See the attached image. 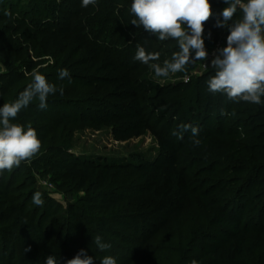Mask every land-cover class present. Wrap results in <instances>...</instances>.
I'll return each mask as SVG.
<instances>
[{
  "label": "rangeland",
  "instance_id": "obj_1",
  "mask_svg": "<svg viewBox=\"0 0 264 264\" xmlns=\"http://www.w3.org/2000/svg\"><path fill=\"white\" fill-rule=\"evenodd\" d=\"M14 2H16L15 15L20 7L30 10L35 6L39 8L46 7V9L51 8L52 14L57 15L53 8L57 4V0H15ZM39 16V13L35 14V17ZM28 20L31 21V18L29 17ZM56 29L46 28L44 35H39L35 27L30 26V28L22 29V31L26 30L27 35L20 37L18 40L21 60L8 65L0 61V78L11 74L12 71L22 73L25 78L11 88V93L0 101V107L4 103H12L17 98L16 93L22 86L32 81L30 74L33 70L43 73L45 70L53 68L56 60L53 53L56 51L59 54L60 51L58 50L62 47L61 41L54 40ZM67 36H70V34H67ZM221 37L225 38L224 33L219 36V38ZM203 38L206 48L212 47L217 41L207 44L204 34ZM31 45H36V55H33V52L30 51ZM75 58L73 61L74 66L72 65L70 68L72 72L79 74L77 69L84 67L75 65L77 57ZM104 58V54L99 55V58L95 60L93 71L81 72V74H86L88 82L93 84V86L83 89V95H59L60 93L56 92L48 97L46 109L41 110L37 101L34 109L27 112L30 115L19 119L17 117L12 121L23 125L25 128L31 126L36 132H41V135L47 136L39 154L30 161L21 163L25 169L23 172L19 173L18 168H16L12 171L5 170L0 173V243L8 231H14L19 236V240L15 244L18 252L16 258H13V260H16L15 262L26 261L21 260V258L23 254L25 256V253H28L23 248L24 242L28 241L38 251L44 252L43 255L37 258L36 262H39V264L49 255H53L58 264H66V261L74 258L81 249H84L88 256L93 257V264H101V259L110 255L116 259L117 264H136L137 262L139 264H189V255L193 254V249L192 244L189 243L191 236L188 233V228L192 226L197 228L204 219H209L210 209L207 204L210 201H219L224 205L226 201L229 202L233 197L247 195L255 205L258 202L256 198H258L261 191L254 185L250 186L245 192L240 190V195L234 194V191H238L246 177H248L247 171L235 173L231 170L227 173L223 171L211 173L207 171L211 163L208 164L204 161L213 149L221 148L220 151L222 150V152L229 149L231 154L238 152L237 146L243 140L231 137L235 143H223L221 140H217L216 137H208L207 140H212L215 144L213 148L201 143L198 146L192 143L196 148L195 152L178 150L173 145L171 136L174 130L179 128V125L175 123L172 127H169L165 125L166 123L156 124L158 122L157 117L163 116L164 110H166L165 108L157 109L161 101L155 99L154 101L137 102L136 98L143 96L140 95L142 93H139L137 97H133L135 87L130 83L127 84L128 79L123 78V69L115 68L114 70V67H102ZM31 62L33 67L31 71H28L27 64ZM200 62L194 68H190L189 71L176 73L166 78H157L153 70L150 69L146 78L152 87L145 95L151 96L158 88L179 81L185 83H189L191 80L194 81L200 74L205 73L202 72ZM210 66V69H212V65ZM89 75L95 81L90 80ZM69 78L63 80L58 78L55 82L69 81ZM188 78L190 79L186 82ZM5 79H8V77ZM63 86L64 88L66 86L74 87V84L71 81ZM190 90L180 97V99L183 98L182 96L187 97L186 103L190 102L192 97L197 94L196 88L191 87ZM205 93L207 94V91ZM58 99H63V101L58 103L59 109L55 111L52 109V101ZM139 103L140 105H138ZM168 117L170 115L167 116V120ZM232 117L230 116V118ZM213 124L217 127L218 120L214 119ZM229 124L228 121L225 126L229 127ZM204 126H196L199 128L198 136L200 138L205 136V132L200 131ZM184 132H181L177 137V144L180 143L181 135ZM51 145L55 147L62 146L71 159L80 162L102 164L108 162L111 164L135 165L137 167L140 165L139 168L145 169L146 173L141 170L138 172L134 168L128 170L136 171L134 174L137 176L146 174L147 177H156L157 183L163 173L170 167L167 165L161 166V162L170 165L176 162V158H174L176 154H186L192 162L197 160L195 164L189 162L182 165L184 169L187 166L191 167L187 171L192 172L191 178L195 182L194 188L197 193L186 196L184 194L170 196V200L174 203L165 206L161 213L157 214L158 216L152 217L155 222L154 225H150L149 221L145 222L140 219V223L135 221L131 223L133 228L129 230L125 225L110 223V227L114 228L121 236H100L102 242L111 245L105 251H100L93 242L94 237L87 222L80 225L75 237L77 244L72 246L70 243L73 241L71 239L72 221L70 219L66 222L64 216H68V213L72 212L74 207H88L90 208L89 215H101L103 218H107L108 213L100 209L92 210L94 205L88 202L89 195L77 187L80 184L78 183L80 182L79 179L75 180L69 177L72 172L71 166L63 158L51 153L49 150ZM228 167L230 168L232 165L227 161L222 168L226 170ZM218 170H221V168ZM147 177L144 179H148ZM240 179L241 181H238ZM165 188L167 189V182L162 191ZM37 191L42 193L43 206H37L31 201L33 194ZM168 191L169 189L165 194ZM161 195L162 193L158 196ZM190 198L193 199L195 205H191ZM49 199L60 203L62 208L56 211V208L54 209L50 205ZM15 208H25V212L29 217L26 218L24 215L17 214ZM13 214L14 217H11L10 220V216ZM35 216L37 220L34 222L31 218ZM181 216H184L182 221ZM246 216L247 219L241 223L245 229L249 226L247 222L249 215L246 214ZM259 220L262 221L260 217ZM257 221V216L253 217L252 230L258 228ZM167 222L170 224L165 226ZM138 227L141 229L140 233L135 235L134 230ZM150 228L154 232L156 231L152 237L153 242H150L151 239L147 241V238L150 237L147 230H150ZM222 232L233 235L228 244L222 247V251L225 253L223 255L225 261L223 262L226 263L215 262L210 256H206L198 264H229L232 261L243 264L241 261H244V259L248 264H264V249L260 252L254 249L260 245L264 248V235H258L254 232L237 233L230 225L221 224L211 229L208 233L213 234L216 238L204 237L198 242L197 246H201L205 250L215 245L220 246V242H227L224 239L226 236L222 235ZM208 233L205 234L209 235ZM114 240L117 245L111 242ZM245 240H249L250 243L245 242ZM116 246L121 247V249L117 251ZM8 249V253H10L12 248L9 247ZM123 249H126L127 252L124 253ZM11 256L7 257L8 262L11 261Z\"/></svg>",
  "mask_w": 264,
  "mask_h": 264
},
{
  "label": "trees",
  "instance_id": "obj_2",
  "mask_svg": "<svg viewBox=\"0 0 264 264\" xmlns=\"http://www.w3.org/2000/svg\"><path fill=\"white\" fill-rule=\"evenodd\" d=\"M14 1L15 0H0V61L8 65L21 60V54L18 50L20 43L18 40L20 37L27 35L25 32L26 30L22 31L23 28H30V26L32 28L35 27L39 35H44L46 28H57L54 40L62 42V47L58 50L60 53L57 54L56 51H54L53 55L56 60L53 68L45 70L41 74L47 78L49 83H53L58 87L72 81L74 87L66 86L63 95H83V89L93 86L92 82H88L86 74H81V72L93 71L95 60L99 58V55L104 54L105 58L102 67H114V70L115 68L123 69V78L128 79L127 84L130 83L135 87V95H133V97H137L139 93H142L140 95L143 96L136 98L137 102L154 101L155 99L161 101L157 109L165 108L166 110H164L163 116L157 117V125L160 123H166L165 125L169 127H172L175 123L179 126L183 123L190 124L194 127L197 125H205L200 130L205 132L203 138H200V136L193 137L189 129L181 135V140L178 144L176 139L181 134L179 130L180 127L174 130L178 135H172L171 141L178 150H185V152L189 151L190 153L195 152L196 148L192 144L193 139H199L201 144L211 148H213L215 144L212 140H207L208 137H216L218 138L217 140H221L223 143L234 142L231 137H237L243 140L241 144L237 146L238 152L231 154L229 149L222 152V150L220 151L221 148L218 146L220 149H213L204 161L208 162V164L211 163L207 168V171L211 173L220 171L227 173L231 170L235 173L247 171L248 177H246V180L242 183L239 190L236 192L234 191V194L237 193L240 195V190L245 192L250 186L254 185L261 191L258 198H256L258 202L255 205L247 195L243 197H233L229 202L226 201L224 205L219 201H210L207 204L210 209L209 219H204L197 228L193 226L188 228V233L191 236L189 243L192 244L191 246L193 249V254L189 255V264H191L192 260H196L199 263L206 256H210L215 262L225 261V257L223 256L225 253L222 251V247L228 244V241L233 238V235L222 232V235L226 236L224 239H226L227 242H220V246L215 245L206 250L201 246H197L198 242L204 237L208 236L215 239L216 237L208 232L221 224L233 226L237 233L245 234L254 232L258 235H264V103L256 105L243 101L233 102L223 94L210 93L207 90L205 82L210 75H214L215 70L213 68L198 76L194 81L191 80L189 83L179 81L174 84H169L158 88L151 96H146L145 94L148 93L150 87H152L146 78L150 68L134 60L138 45L144 46L147 51L159 52L161 54L160 60L153 63H161V65L165 59L171 58L172 53L177 50V45L172 39L160 41L154 34L145 31L143 28L138 29L130 23V21L135 18L131 13L133 0H97L95 6L89 5L88 7H81L82 0H57V4L53 7L57 15H55V13H53L54 15L52 14L51 8L46 9V7L39 8L37 6L30 10L20 7L15 15L16 2ZM209 2L213 14L204 24L205 40L207 44H212L224 33L226 41V37L229 34L228 28H217L214 25L217 19H222L220 13L227 5L223 3V0H209ZM5 10L11 12V17L4 15ZM36 13H39L40 16L35 17ZM240 16L241 13L238 10L233 19L239 18ZM29 17L31 21L28 20ZM12 23H14V25H12ZM229 24H231V21H229ZM209 33H211L210 37L208 35ZM67 34H70V36H67ZM30 48L33 55H36V45H31ZM65 51H67L66 54H64ZM192 55H195L194 52ZM75 57H77L75 65H82V67H84L82 69H77L79 74L72 72L70 68L72 65L74 66L73 61L76 59ZM23 62H25V60H23ZM199 62L200 61L189 64L187 70L189 71L190 68H194ZM27 66L28 71H31L33 67L32 62L27 64ZM63 68H70L68 70L70 73V80L56 83L55 80L59 78V70ZM6 77H8V79H5ZM89 77L90 80L93 79L91 75H89ZM24 78L25 75L18 71H12L11 74H7L5 77L0 78V101L5 96L9 95L11 93V88L15 84L20 83ZM28 84L22 86L16 93L17 98L19 93L23 91ZM191 87L196 88L197 94L192 97L190 102L186 103L187 97L182 96V99H180V97L184 93L191 91ZM205 91H207V94ZM261 99L264 101V96H262ZM62 101L63 99L53 100L52 109L58 111V103ZM36 105L37 101L34 100L28 107L23 108L17 115L18 119L30 115L27 114V112L34 109ZM138 105H140V103ZM168 115H170V117H168L167 120L166 118ZM230 116L233 117L230 118ZM214 119L218 120L217 127L213 124ZM228 121L230 122L229 127L225 126ZM40 133L41 132H37V135L43 147L47 135L43 136ZM49 150L51 153H55L57 156L63 158L71 166L72 172L69 174V177L75 180L79 179L80 182L78 183L80 184L77 187L79 190H84L89 195L87 198L88 202L94 205L92 210L100 209L108 213L107 218H103L101 215H89L90 208L88 207H74V210L69 212L71 214L68 213V216H64L66 222L70 219L72 221L71 239L73 241L70 242L72 246L77 244L75 242L77 231L80 225L85 224V222L88 223L89 230L92 232L91 234L93 237L97 235L101 237H108L110 235L112 237H119L121 234L110 227V223L125 225L129 230L133 228L131 223H134V221L140 223V219L145 222L149 221L150 225H154L155 222L152 217L158 216L157 214L161 213L165 206L174 203L170 200V196L174 197L176 194H184L186 196L188 194L197 193V190L194 188L195 182L191 178L192 172L190 173L187 171L191 167L187 166L186 169L182 168L183 164H188L189 162L195 164L197 160L192 162L191 158L186 154H176L174 156L176 162L170 165L166 162H161V166L167 165L170 167L163 173L157 183L156 177H147L146 174L143 176L134 174L136 171L139 172L140 170L146 173L145 169L139 168L141 167L140 165L137 167L135 165L111 164L108 162L105 164L80 162L71 159L70 155L65 151L66 149L62 146L55 147L51 145ZM227 161L231 163L232 167H228V169L225 170L222 167ZM175 165L176 167H174ZM132 168L136 171L128 170ZM220 168L221 170H218ZM18 170L20 173L25 169L20 165ZM146 177L148 179H144ZM238 181H241V179ZM166 182L167 189L165 188L162 191ZM168 189L169 191L165 194ZM154 190L156 191L154 192ZM161 193L165 196H158ZM179 197L181 198V196ZM190 200L192 201L193 199L190 198ZM49 203L52 208H56V211L62 208L60 203L55 200L49 199ZM191 205H195L194 201L191 202ZM14 210L17 214L24 215L26 218L29 217L25 212V208H15ZM246 214L249 215L247 220L249 226L246 227L247 229L241 225L242 221L247 219ZM255 216L258 218V228L252 230L251 223H253V217ZM11 217H14V214L10 216V220ZM259 217L262 221L259 220ZM183 218L184 216H181V221ZM31 219L34 220V222L37 220L36 216ZM169 224L170 223L167 222L165 226ZM140 230L139 227L136 228L134 230L135 235H138ZM148 233L150 237L147 238V241L151 239L150 242H153L152 237L155 235L156 231L154 232V230L150 228V230H147V234ZM18 237L19 236H17L14 231H8L6 236L2 238V242L0 243V263L39 264V262H36L37 258L43 255L44 252L38 251L28 241L24 242L23 245V248H25L24 250L28 253H25V256L23 254L24 257L22 256L21 258V260L26 261L15 262L16 260H13L18 253L15 248V244L17 240H19ZM111 242L117 245L115 240ZM245 242L250 243L249 240H245ZM9 247L12 248L10 253H8ZM116 249L119 251L121 247L116 246ZM254 249L260 252L264 248L260 245ZM123 250L124 253L127 252L126 249ZM9 255H12L10 262L7 261ZM45 261L46 259L40 264H46ZM241 262H243V264H248L245 259ZM136 264H139V262ZM229 264H237V262L232 261L229 262Z\"/></svg>",
  "mask_w": 264,
  "mask_h": 264
},
{
  "label": "clouds",
  "instance_id": "obj_3",
  "mask_svg": "<svg viewBox=\"0 0 264 264\" xmlns=\"http://www.w3.org/2000/svg\"><path fill=\"white\" fill-rule=\"evenodd\" d=\"M97 0H82L81 7L96 5ZM227 5L214 25L217 28L227 27L226 46L217 49V54L211 61L214 75L206 80L207 90L212 94H223L233 102H248L256 105L264 103V0H223ZM239 18L233 19L237 12ZM131 13L134 19L130 23L136 28H143L154 34L158 40L172 39L177 50L163 64L153 63L160 60L159 52H150L144 46L138 45L134 60L147 65L157 78L169 77L187 70L189 64L204 61L208 57L203 38L204 24L212 16L209 0H133ZM11 17V12L4 11ZM231 21V24H229ZM209 37L211 33L208 34ZM194 52V56L192 53ZM32 82L21 91L12 103H4L0 107V173L18 168L22 162H28L39 154L42 143L37 132L31 126L13 123L19 112L38 101L41 110L47 108L50 95L59 91L64 93V86L59 87L49 83L38 70L31 72ZM59 79L70 77L68 69L59 70ZM181 132L191 130L192 136L199 135V128L190 124H181ZM173 135H178L173 132ZM198 146L201 141L193 139ZM32 202L43 206L42 193L33 194ZM93 242L100 251L111 247L102 242L99 235ZM46 264H58L53 255L46 258ZM66 264H93V257L81 249L74 258ZM101 264H117L112 256H105ZM191 264H198L192 260Z\"/></svg>",
  "mask_w": 264,
  "mask_h": 264
},
{
  "label": "built area",
  "instance_id": "obj_4",
  "mask_svg": "<svg viewBox=\"0 0 264 264\" xmlns=\"http://www.w3.org/2000/svg\"><path fill=\"white\" fill-rule=\"evenodd\" d=\"M225 46H226L225 38L221 37V38L217 39V41L215 42V44L212 47L206 48V50L208 52V57L206 60L200 62V66H202V72H206L210 69L211 61L214 58V56L217 54V49L225 47ZM189 79L190 78H188L186 80V82Z\"/></svg>",
  "mask_w": 264,
  "mask_h": 264
}]
</instances>
